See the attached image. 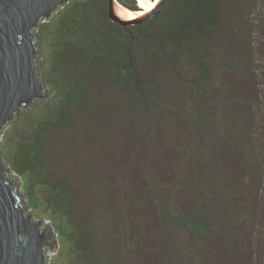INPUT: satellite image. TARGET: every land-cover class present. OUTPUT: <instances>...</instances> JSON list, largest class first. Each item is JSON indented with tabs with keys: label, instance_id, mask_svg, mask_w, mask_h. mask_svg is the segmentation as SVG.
<instances>
[{
	"label": "trees",
	"instance_id": "trees-1",
	"mask_svg": "<svg viewBox=\"0 0 264 264\" xmlns=\"http://www.w3.org/2000/svg\"><path fill=\"white\" fill-rule=\"evenodd\" d=\"M119 1L142 10L138 0ZM260 7L264 0H164L145 21L123 25L111 19L110 0H70L40 23L50 95L22 110L2 153L53 222L59 264L245 263L251 242L239 236L259 201L238 212L230 198L247 199L243 166L264 181ZM108 129L90 150L100 162L80 166L92 134ZM113 138L116 151L106 144ZM224 142L241 155L234 173ZM117 161L105 179L101 168ZM227 174L234 184L224 191ZM214 190L223 196L225 249L209 256Z\"/></svg>",
	"mask_w": 264,
	"mask_h": 264
},
{
	"label": "water",
	"instance_id": "water-1",
	"mask_svg": "<svg viewBox=\"0 0 264 264\" xmlns=\"http://www.w3.org/2000/svg\"><path fill=\"white\" fill-rule=\"evenodd\" d=\"M70 0H0V264H48L49 249L59 248L58 232L45 217L35 220L19 195L17 176L6 165L1 140L21 110L50 95L39 74L36 29ZM135 18L120 14L110 0V17L127 25L145 21L164 0Z\"/></svg>",
	"mask_w": 264,
	"mask_h": 264
},
{
	"label": "rangeland",
	"instance_id": "rangeland-1",
	"mask_svg": "<svg viewBox=\"0 0 264 264\" xmlns=\"http://www.w3.org/2000/svg\"><path fill=\"white\" fill-rule=\"evenodd\" d=\"M115 1L118 3V7H119L118 9H120L121 6L125 7L123 4L120 3L119 0H115ZM125 8H127V7H125ZM127 9H129V8H127ZM129 10H131V9H129ZM142 10H143V8H142ZM138 12H140V11H138ZM139 15H141V14H137L136 13V15H133L131 17L135 18L134 16H139ZM256 18L260 19L261 23H262V25L260 23V28L262 29L263 32L261 33L260 36L263 39L261 47H264V8L260 7V10L257 11V13H256ZM43 21L44 20H42L41 22H43ZM38 30L39 29H36V31H35L37 35H38ZM39 47H40V43H39ZM258 56H259V58H261V57L263 58L264 57V51L259 52ZM40 57H41V55H40ZM263 65L264 64H262V66ZM39 74L42 77L41 64H40ZM22 110H24V108ZM22 110H21V112H22ZM80 114H82V116L80 117L81 119H80L79 124H80V128L83 129V127H84L83 126L84 125L83 122L85 121L86 124L88 122H87V119L83 116V113H80ZM18 116L16 117V119L18 118ZM16 119L14 121H16ZM110 120L111 119L108 118L107 123L112 125V123H109ZM13 122L6 128V130H5L4 134H3V137H2V140H1V150H2V141L4 139V135L10 130L9 128L11 127ZM92 122H93V120H92ZM58 135L60 137H66L67 138V142H68V137H67L68 133L67 132H64V133L59 132ZM92 135L93 136H91L92 139L90 141L91 145H89V143H88V146L83 148V150L80 148V150H82L84 152V154H85L80 159V166H82V165L85 166L88 160L91 161L92 164H93L94 161H99L100 162V158L96 154L98 151L92 152L90 154V150H91V148H93L92 150L95 149L94 147H96V145H97L95 143H96V141H97L96 139L98 137H101V136L105 137V135L110 136V135H112V130L108 129V131H105L103 133L96 132V133H94ZM115 140H117V139L113 138V140H110V141L108 140L107 143H106L109 146H110V143H112L113 151L118 150L117 147L119 146L118 141L116 142ZM75 144H77V143H75ZM229 145H230L229 143H225L224 142V146L222 147V151L220 150V152H222V155L225 154V152H229V155L232 158V160H231V173L232 172L234 173V171H238L240 169V167H241L240 161H239V156H241V155H239L238 153L233 152L230 149ZM72 146H73V144H72ZM109 146H108V148H109ZM110 148H111V146H110ZM71 152L73 153V147H71ZM3 158H4L5 162H6V165L9 168H11V166L7 162L4 154H3ZM232 161H234V163L236 165V169H234V167L232 165ZM221 165H225V162L223 160L221 162ZM119 166H120L119 165V161H117L116 163L114 162V164H112V165H109L108 163H106L101 168L102 173H105V171L107 170V173L104 174L105 179L108 178V175H107L108 173H110L111 171H117ZM139 170H142V163H140V165H139ZM242 170L245 172L244 175H246V191H247V193L245 194V196L247 197V199H243L241 196L240 197L236 196L235 198L231 197L230 198L231 204L235 205L236 206L235 209L239 212L240 210H242L245 207H247V203H249L250 201H256V202L259 201V202H257L258 215L252 216V215H250V213L245 215V217H244L245 221L242 224L243 225V232H244L243 233V237L239 236L240 238H243L244 240H249L251 242L248 245L249 251H248V253L245 256L242 253V250H240L236 254H237V258L238 259H241L243 256L246 258V259L245 258L243 259V261H245V263H242V264H264V181L261 178L260 173L256 169H250L249 165L243 166ZM11 171L14 173V176L18 177L16 183H17V186H18L19 195H22L21 198L23 200L26 212L27 213L31 212V216L33 218H35V220L41 219L43 217L49 219L46 215L43 216L41 214L40 210H38V209L33 207L32 203H31V199L27 195V192H26L25 179H23V177L21 175H19L18 173H16L13 169ZM230 177L231 176L229 174H227L226 178H227L228 181L231 182V184H228V186L226 187V189L224 191H227L234 184V182L230 179ZM98 179H101V175H99ZM110 180H112V179H110ZM216 180H218V178L213 177V179H212L213 182H211V185L215 189H217ZM112 181H113V183L116 182L115 180H112ZM169 183H170V185L177 186L179 184L180 186H182L183 187V191L182 192L184 193V195L188 194L190 192V191H187V190H189V188H187L185 186L184 182L175 184V181H170L169 180ZM180 186L178 188L182 189ZM213 195L216 196L217 199H218V197L221 198V199L217 200V202H219V206L217 208L219 211H217L216 216L214 217L215 225H216V228H217V234H216V237L214 238V240L211 243V247L209 249V256H211V255L215 256V254L218 253L219 249H220V252L224 251V249H225L224 248V245H225L224 244L225 243L224 234L221 232V221L220 220L222 218L219 215L221 213H224V210L222 208L223 196L220 194V192L218 193L215 190H214V194ZM168 196H170V195H168ZM173 198L176 199L174 197V195H173ZM187 205H189V203L184 201L183 206H187ZM254 220L259 222V224H254L253 225L252 221H254ZM259 225H261L262 228L261 227L259 228ZM58 239H59V237H58ZM246 247H247V245H246ZM242 249H243V247H242ZM57 252H58V249L55 250V251H51V249H49L48 264H59L60 257L57 256ZM165 254L166 253H164L163 255L165 256ZM164 256H162V260L163 261H164V259H166V257H164ZM227 256H228V251H227V253L225 255V258L223 259V262L226 261ZM215 259H216V257H215Z\"/></svg>",
	"mask_w": 264,
	"mask_h": 264
},
{
	"label": "bare ground",
	"instance_id": "bare-ground-1",
	"mask_svg": "<svg viewBox=\"0 0 264 264\" xmlns=\"http://www.w3.org/2000/svg\"><path fill=\"white\" fill-rule=\"evenodd\" d=\"M139 5L143 8V10H140V12L138 11H132L129 10L123 6L120 7L119 12L121 15L126 16L127 18H132L131 16L136 15L137 14H142L145 13L147 11L152 10L155 6L156 3L155 1H151V0H138ZM136 17V16H134ZM11 175H14V173L11 171Z\"/></svg>",
	"mask_w": 264,
	"mask_h": 264
}]
</instances>
